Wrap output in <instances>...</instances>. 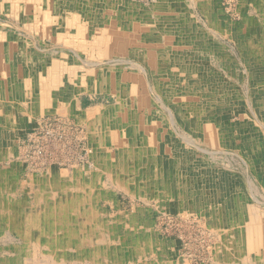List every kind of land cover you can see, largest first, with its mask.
<instances>
[{
	"label": "bare ground",
	"instance_id": "bare-ground-1",
	"mask_svg": "<svg viewBox=\"0 0 264 264\" xmlns=\"http://www.w3.org/2000/svg\"><path fill=\"white\" fill-rule=\"evenodd\" d=\"M34 2H38V6ZM111 2L105 0L104 7L101 8L92 6L91 0H55L52 3L48 0H0V14H4L6 19L24 20L31 26V29H21V25H15L16 29L23 32L15 30L6 36L2 32L7 28L6 24L0 25V159L5 150L14 151L17 148L18 134L15 129L23 126L30 128L28 120L33 114L42 115L55 111L61 122L73 115L79 119L90 140L89 161L86 164L72 163L68 153L63 152L61 162L70 167L53 173L55 167L50 164L46 167L49 168V174L38 177V180L27 177L29 172H24L25 176L22 175L17 180L0 175L3 180L0 185V230L4 228L16 232V236L10 235L9 238L11 241L13 237L19 239L22 244L19 248L17 245L12 246L15 254L0 257V264L19 261L25 252H22L24 247H27L25 255H28L29 261L43 260L48 264L56 259L64 262L66 258L87 264H96L98 259L103 260L101 264H154L151 258L161 256L162 253L161 246L158 247L160 239L153 237V232L148 234L153 225L150 218H145L148 215L144 208L135 206L134 213L128 218L125 213L117 216L105 208L99 213L98 205L103 201L107 205L111 203L115 208L108 196L115 192L114 196L118 193L128 195L133 203L141 200L150 204V199H154L158 207L160 197L175 198L176 209L180 205L189 210L184 206L189 202V199L184 201V194L191 190V186L185 184L189 179L185 175L188 173L184 167L185 160L189 161L192 154L199 156L205 151L199 146H193L196 143L179 132L176 123L185 124L186 129L195 132L194 135L199 139L202 134L200 128L205 124L212 126L214 121L210 117H204L208 122H203L192 115L187 119L182 109L183 105H189L183 95L184 91H179L177 95L176 88L170 91L169 88L181 85L180 88L186 89L185 74L181 76L184 70L192 74L187 82L188 88L201 81L206 84V88L212 86L213 81L219 82L216 73L213 79L207 76L205 78L202 75L206 71L200 74L197 69L189 67L188 62L194 63L197 59L208 62L213 57L221 62L223 58L219 54L222 50L218 42L214 41L212 33L216 36L226 35L230 28H226L218 20L220 16L214 11L211 12L213 16L207 17L216 26L212 24L213 27L205 30L196 27L193 24L194 16H189L188 12L200 0H154L158 4L157 9H162L163 12L159 16L144 12L142 7L123 2L128 7L138 9L136 12L131 9L125 13L121 8H115ZM34 10H40V13ZM162 18L164 20L161 21L165 22H156V19ZM135 19L138 22H132ZM194 28L199 31L193 33ZM130 29L134 32L135 40L127 32ZM146 33L150 37L144 45L138 39L139 35L143 38ZM129 47H134V50L129 52ZM102 57L108 60H101ZM97 67L99 68L96 69ZM205 69H209L208 64ZM143 73L150 81L143 77ZM176 76L182 78L176 80ZM99 93L111 94L109 96L114 101L84 109L82 96ZM174 96L179 99L176 109L173 104L169 105ZM217 97L206 99L204 106L212 101L219 104V108H224L225 101H220ZM233 99L234 104L238 101L243 105L237 96ZM3 118L5 124L1 125ZM168 127L178 133L168 132ZM113 131L120 134V144H123H118L120 147L106 144L107 135L111 136ZM211 134L214 140L215 134ZM59 144L61 145V141ZM191 144V156L179 162L185 151L189 150L187 145ZM38 148L44 149L41 145ZM155 164L160 166L158 170L155 169ZM163 167H171L166 171L174 180L159 177L157 171ZM10 169L11 172L15 171L13 166ZM30 169H33L32 166ZM20 171H16L17 176L21 175ZM25 180L29 182L26 183ZM13 182H21L22 186L29 184L31 192L28 196L32 200H18V194L14 193L15 188L11 186ZM107 205L104 207L107 208ZM238 208L240 211L237 221L242 228L239 242L242 245L232 244L229 250L230 245H225L224 242L220 251L230 262L264 264V237L260 222L264 221V212L255 210L254 206L241 197ZM120 228L125 229V234L120 233ZM255 232L257 233L254 234ZM115 238L119 240L118 246L110 241ZM227 238L226 236V240ZM29 245L33 246L38 256L28 253ZM32 261L28 264H34ZM155 261L168 264L161 259Z\"/></svg>",
	"mask_w": 264,
	"mask_h": 264
},
{
	"label": "rangeland",
	"instance_id": "rangeland-1",
	"mask_svg": "<svg viewBox=\"0 0 264 264\" xmlns=\"http://www.w3.org/2000/svg\"><path fill=\"white\" fill-rule=\"evenodd\" d=\"M48 1L52 3L55 0H48ZM104 1L105 0H97V1L91 0V2L95 4V5L92 4V6H100L101 8L104 7ZM111 1H112L111 4H113L115 8H121L123 11H125V13H128L131 9L135 10L134 12H136L138 9H136L135 7L134 8L128 7L123 2L133 4L140 8L142 7L144 9V12L147 11L148 13L151 14L154 13V15L157 16H159V14L160 15L163 14V12L161 11L162 9H157L158 4L157 2H154V0H111ZM134 2L137 5L134 4ZM35 3L38 6V2H34V4ZM40 3L44 4V2L41 1ZM218 6L220 8H218ZM34 11L36 12L38 11V13H40V10H34ZM212 11L218 13V15L220 16L218 20L221 21L223 25L225 24L224 26L226 28H230L231 32L229 31L228 35L219 34V36H216L214 33H212L213 34L212 37L215 38L214 41L218 42L217 44H219V48L222 50V52L219 55L223 59L221 60L222 63L220 62L221 63L220 66L219 64L217 65L216 63H212V62L210 64L209 61L207 62L209 63V69L198 67V69L199 68L200 69L197 72H199L200 74H201V70H202V74L203 71H206L202 76H204L205 78L206 76L207 78L211 77V79H213L216 73L218 75V81H219V82L213 81L212 86H208V88H206L205 83L201 85H197V86H201V89H199L200 94H202L203 92V95H201V101L206 103L205 99H211L214 96L215 97L218 96L217 98L220 101H225L224 102V108H225L227 104L230 107H232V104L229 101V99H232L237 96V98L240 99L241 102H243V107L239 108L238 106L237 107L234 106L232 107L234 110H230V112H227L228 114L225 116L223 115V113H221L219 104H214L212 101L205 104L206 110L210 111V113H212L213 110L215 109L220 110L219 114H215V113L214 114L219 116L218 131L220 132L219 138L222 139L223 144L222 145L220 144L217 147L211 144H209L208 146L204 145V147L209 152L205 154L202 153V156L205 158V167L202 169V174L206 175L205 172H207V169L208 171L211 169L212 170L215 169L218 173L221 172L223 174L225 173L226 176L227 173H231V175L233 176L235 174L237 176V179L239 178L238 181L241 180L243 184L247 183L249 187L251 186L253 188L252 191L246 190L249 187L242 188L244 191H238V195L239 196L241 195V199L245 200L248 203H254L257 205L258 210H263L264 187L262 185V182H264V51H263L264 50V43H263L264 42V0H256V2L255 0H221V1L200 0L199 4H195L193 7H191V10L188 12V15L189 16L192 15L195 17V18L193 17V19H195L193 20V24L195 23L196 27H200L203 28V30H205L208 27L210 28L213 27L212 24L215 25V23L211 22L207 17L208 15L209 16L212 15L211 14ZM137 20L138 19H135L132 22H138ZM161 20L164 19L163 18L156 19V22L157 23L165 22ZM10 21H12L13 23ZM0 22H1L0 25L6 24L7 26L5 31L4 30L2 31L5 32L6 36L13 33L15 30L22 31L20 29H16L14 27L15 25H21V29L23 28L31 29V26L29 25L28 22H24V20L20 21L15 18L6 19L4 14H0ZM54 22H55V26H57V22L55 20ZM203 30L200 31L202 32ZM195 31H199V30H196L194 28L192 32L196 33ZM127 32L131 33L132 40H135L133 30L130 29ZM148 37H150L148 33L144 34L143 38H140L139 35L138 40L142 41V43L145 45L144 42L148 41ZM153 38L156 37L153 35ZM127 50L131 52L134 50V47L133 48L129 47V49ZM171 50H173V48H171ZM222 54H224L225 56ZM100 59L104 61L108 60V59H103V57ZM98 68L99 67H97L96 69ZM144 76L148 81L149 77H146V75L143 73V77ZM184 81L187 82V77L184 78ZM180 86L181 85H179L178 87L172 85L169 88V91L170 89L173 90L176 88V90L179 92L181 91ZM192 93L196 94L194 91ZM109 95L111 94L99 93L93 96L89 94H85L82 96L84 98V100H82L83 108L86 109L88 108V106L92 107L100 103H106V104H108V102L112 103L114 101V98ZM198 102L200 101L198 100ZM196 108L197 109L194 110L195 112L198 113L196 117L201 118L204 122L205 121L204 116L206 115H204V112L203 113L201 112L202 109L199 110L200 109L199 105ZM210 117L213 120L214 117L212 116ZM52 119L55 121H53ZM59 119L60 116H58L57 112L55 111H52L51 113L46 112L45 114L42 115L38 114L37 116L35 115V117L33 118L31 117V119L28 120L29 121L28 125L30 128H28V126L27 127L23 126V128L17 131L18 134L16 137L17 145H18L17 148L14 149V151L12 149H9L3 152L2 158L0 159V175L3 177L5 176V178L11 176L12 178H15V180H17L19 177L25 174L24 172H29L27 177L29 178L34 177L38 180V177L49 174L48 172L49 168L46 169V167L50 164H52L55 167L53 173L57 172V170H60L61 168L65 169V167L69 166L68 164L65 165L62 164L64 153L66 154L68 153V156L72 158L71 159L72 163H81V164L88 163L89 161L88 149L90 148V140L86 130L84 131L82 125L79 123V119L73 115H70V117H67L65 120L62 121L63 125L62 122L59 121ZM215 120H217V118H215ZM4 124H5V120H2L1 125ZM36 127H38L39 129H36ZM167 131L174 132L175 134L178 133L177 131L171 130V128H167ZM79 132H81L82 134ZM113 132L114 133L111 136L107 135V138L105 139L106 144L108 146L118 145L121 143L119 132H115V131ZM29 133L30 135H28ZM78 133L80 135H78ZM168 136L170 137L169 133ZM180 139L181 138L179 137V140ZM58 141L59 142L61 141V145L59 144ZM39 145L44 147V149L40 150L38 148ZM118 147L120 146L118 145ZM187 147L190 148L191 146L187 145ZM19 150L23 152H20ZM43 152L45 153V155ZM48 154L50 157L48 156ZM213 164L216 165L215 168H213L215 166ZM12 166L14 167L15 171L11 172L10 168ZM31 166L33 169H30ZM69 167L68 169L67 168L66 169L69 170L70 169ZM154 167L156 170H158V167L160 166L158 164H155ZM169 168L171 167L168 168L163 167L160 169V171H157V173L159 172V177L164 176L163 177L164 179L167 177L165 180H168V178L174 180L173 178H171V175L168 176V172L166 170L167 169L170 170ZM16 171H20L21 175L17 176ZM26 181L29 182V180H25V182ZM187 183H190V181H185V184ZM202 183H203L202 190L197 192L198 195L195 196V198L197 199L195 201L194 200L192 201V204L194 205L193 207H198V209L193 210V212H191V210H187L181 207L180 205L179 208L176 209L177 201L175 200V198L173 200L170 199V197H165V196L160 197L159 207H158L157 204L154 202V199H150L152 201L150 202V204H146L141 200H136L133 203L132 198L129 197L128 195L126 196L124 193H118V195L114 196L113 194L115 192L113 191H112L113 194H110L108 196L112 199L115 208L112 207L111 203L107 205L105 202L101 201L100 205H98L97 207V210H99L98 212L100 213L102 209L105 208L108 212L114 213V215L117 214V216H119L120 213H125L129 218L134 213L133 209L135 206H137L138 208H144L146 215H148V217L145 218H150L152 220V225H153V226L151 225L152 228L148 230V234H151L153 232L155 235L152 236L160 239L158 243L159 245L158 247L161 246L162 253L161 256L157 255L151 258V260L155 262L154 264H160L155 261L157 259L164 260V263L168 262V264H239L237 262L234 263V262H230L228 259H225L226 257L223 256L220 250L222 249L224 242L225 245H230L229 250H231L232 244L240 245L241 242H239V240L242 232L241 225L236 221L237 219L235 214L233 215L232 212L228 211V209L225 206H223V204L219 201V200L222 201L223 199V197L222 199L220 197L222 193H219L220 196H218L217 198L216 196L213 195L216 194L214 191L215 189L210 188L208 180L203 181ZM1 184H3L2 179L0 180V185ZM190 184L193 185L194 183H190ZM231 185L233 186V184ZM11 186L15 188L14 193L18 194L16 195L18 200L26 199V198L32 200L31 199L32 197L28 196V194L31 192V190L29 189L30 186L29 184H27L26 186H22L21 182L20 184L13 182L11 183ZM232 186L229 185L228 188H231ZM22 187L23 190H21ZM235 188L236 187L232 188L233 192H235L234 190ZM191 189L194 190L193 187H191ZM10 197L13 198L12 196ZM255 199H258L259 202L258 200L256 201ZM215 203L218 204L217 207L215 206ZM105 204L108 206L107 208L104 207L106 206ZM118 204H120V207L118 206ZM212 208L214 209L213 213L212 214L208 213V212H212L211 210ZM206 209H208V212ZM217 211H218L217 213L218 217L215 216V213ZM4 230H5L4 228L0 230V257H4V256L8 257V255L13 256V254H15L14 253L15 249L11 247L17 245V248H19L18 246L22 245L21 241L19 239H15L14 237H13V241H11L9 236L10 235L16 236V232H10V230H5V231ZM6 231L9 232L7 233ZM120 233L122 235L125 234V229L122 228ZM120 233H118V235H121ZM226 236L228 237L227 240H226ZM117 240L118 239L116 238L115 240L110 239L112 244L118 246L119 240L118 242ZM24 251L27 252V247H24L22 249V252ZM25 252L22 253L24 258L20 257L19 261H15L14 264H26V263L28 264V262L32 261V260L29 261V259H27L29 257L28 255H25ZM28 253H31L30 254L31 256L39 255L37 252L34 251V248L31 245L28 246ZM101 260L102 259H98L97 261H95L96 264H101L103 261ZM32 262L34 264H48L47 262L45 263V261L43 260H33ZM56 263L57 264L59 263L87 264V262L84 263L75 262L68 258L64 259V262L62 259H56V261L50 262V264H56Z\"/></svg>",
	"mask_w": 264,
	"mask_h": 264
},
{
	"label": "crops",
	"instance_id": "crops-1",
	"mask_svg": "<svg viewBox=\"0 0 264 264\" xmlns=\"http://www.w3.org/2000/svg\"><path fill=\"white\" fill-rule=\"evenodd\" d=\"M228 35V34H226ZM219 36V35H218ZM136 61L140 62L138 59H136ZM210 61V62H209ZM208 62L211 64L212 63H216L217 65L219 64V66L221 65V63L219 61H217L214 57L209 60ZM182 63V62H180ZM209 63L207 62H200L198 59L194 62V63H191L188 62V64L190 65L189 67H191L192 69H197L199 71L200 68H205V65L208 64L209 66ZM184 64H187V62H184ZM198 67H200L198 69ZM202 72V70H201ZM185 74V78L187 77V82H188V79L190 76H192V74L188 73L187 70H184L182 71V75L181 76H184ZM182 78V77H181ZM180 76H176L175 79L176 80H180L181 79ZM185 81V84H186V89H181L180 92L184 91V97L188 100L189 102V105H183V113L185 114L186 118L188 119V116L192 115L193 117H196L198 114L197 112H195L194 110L197 109L196 107L199 105L200 106V109L201 112L203 113L204 112V115L210 117H214L212 121H214V124L212 126H208L207 124L203 125L202 128H200V132L203 134H200L199 135V139H197V137L194 135L195 132L193 131H188L185 127V124H181V123H176V129L179 131V132H182L185 134V136L193 143H196L194 144L193 146L195 147H201L203 148L205 152H202V153H207L209 152L205 147L204 145L208 146L209 144L211 145H215L216 147L218 145H222L223 144V141L222 139L219 138V135H220V132L218 131L219 127V120H218V117L217 115L215 114H219L220 113V110L219 109H215L213 110L212 113H210V111H207L205 106H204V102L201 101V95H203V92L202 94H200V90L201 89V86H197V85H201V84H204V82L201 81V83H197V84H194L193 86H191L190 88H188V83ZM197 88H196V87ZM178 87V86H177ZM196 88V89H195ZM199 90V93H197V91ZM195 92L196 94L192 93V92ZM180 92H177V95L180 93ZM195 95V96H193ZM153 96V95H152ZM176 96L173 97V99L169 102V105L170 104H173L174 105V108H178V103H179V99L175 98ZM82 100H84V98L82 97ZM198 100L200 102H198ZM206 100V99H205ZM233 98H232V101H231V104H232V107L234 106H238L239 108L243 105H240V103L237 101L235 104L233 103ZM232 107L230 106H227L225 108H220L221 109V113H223V115H227L228 113L227 112H230V110H234ZM199 112V111H198ZM215 113V114H214ZM35 115L37 116L38 114H33L31 115L32 118L35 117ZM204 116V117H206ZM215 118H217V120H215ZM31 119V118H30ZM211 119V117H210ZM2 120H5L4 118ZM199 120H202L201 118H199ZM180 124V125H178ZM3 127V126H2ZM168 128H171V130H173L172 127H168ZM167 129V128H166ZM192 129V127H191ZM20 129H18L17 127V130L15 129V131H18ZM211 133H214L215 134V139L213 140V135ZM178 146V145H177ZM192 147V144L189 145ZM191 147L189 148L188 151H185L184 153V156L182 158V160L179 162H182L183 160H185L191 153ZM202 153L199 154V156H197V154H192L190 160H185L186 163L184 164V167L188 170V173H186L185 175L187 177H189V179H187V181H190V183H194L193 185L190 184V183H187L189 184L191 187L194 188V190H190L188 194H184V201H187L189 199V202L186 204H184V206H186V208H188L189 210H195V209H198V207H193L194 205L192 204V201L196 200L197 198H195V196H197V192L198 191H201L202 188H203V181H207L208 180V183H209V186L210 188H214L215 190V193L216 194H213L214 196H216L218 198L219 193H222L221 194V200H219L223 206H225L228 211L232 212L233 215L235 214L236 216V219L238 220V213L240 211V209L238 208V202L240 200V197L238 195V191H244L242 188H245V187H249V185H247V183L243 184L242 181H238L237 179V176L236 175H231V173H227V176L225 175V173L223 174L222 172L221 173H218L215 169H211L208 171L207 169V172H205L206 175L202 174V169L205 167V158L202 156ZM208 162V160H207ZM208 165V164H207ZM215 165V164H213ZM194 167V168H193ZM216 165L213 167L215 168ZM217 169V168H216ZM224 181V183H223ZM224 184V185H223ZM233 184V186L231 185ZM230 186H232L231 188H228ZM262 185L264 187V182H262ZM233 187H236L234 190L235 192H233L232 188ZM225 189V190H224ZM241 189V190H239ZM246 190H250L252 191L253 188L252 187H249L248 189ZM192 191V192H191ZM225 196V197H224ZM256 201L258 199H255ZM259 202V200H258ZM248 203V202H247ZM249 205H252L254 206L255 210H258V207L256 204L254 203H248ZM217 203H215V206L217 207ZM261 207V206H259ZM217 209V208H216ZM207 212H208V209H206ZM212 212H208L210 214L213 213L214 209L212 208L211 209ZM260 213L264 212V209L263 210H258ZM218 211L215 213V216L218 217ZM236 220V221H237ZM238 222V221H237ZM260 222L262 223L261 224V227L263 228V236L264 237V221L260 220ZM258 232V231H257ZM257 232H255L254 234H256ZM263 257H264V246H263Z\"/></svg>",
	"mask_w": 264,
	"mask_h": 264
}]
</instances>
